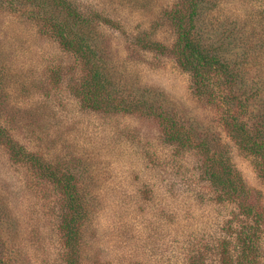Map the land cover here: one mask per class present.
Listing matches in <instances>:
<instances>
[{
    "label": "rangeland",
    "instance_id": "374dc122",
    "mask_svg": "<svg viewBox=\"0 0 264 264\" xmlns=\"http://www.w3.org/2000/svg\"><path fill=\"white\" fill-rule=\"evenodd\" d=\"M75 1L103 17L96 49L121 79L117 86L127 99L159 96L165 103L160 110L178 109L202 128L218 131L243 180L256 196H264L257 160L223 133L219 109L197 98L191 77L173 59L139 47L146 34L173 42V31L153 20L176 0ZM210 20L246 26L239 43H248L246 77L264 97V0H221L210 6ZM74 64L73 56L29 17L0 10V72L8 101L1 117L5 123L12 115L13 135L31 152L53 167L69 168L88 185L92 215L80 239L82 263L184 264L199 248L206 256L201 242L230 216L228 206L211 200L214 191L199 182L200 157L168 144L156 115L83 108L70 89L73 74H80L77 67L70 72ZM0 200V218L7 221L0 230L8 233L1 245L3 264H64L61 192L37 170L11 163L1 147Z\"/></svg>",
    "mask_w": 264,
    "mask_h": 264
},
{
    "label": "trees",
    "instance_id": "16d2710c",
    "mask_svg": "<svg viewBox=\"0 0 264 264\" xmlns=\"http://www.w3.org/2000/svg\"><path fill=\"white\" fill-rule=\"evenodd\" d=\"M175 2L174 7L161 11L153 20L154 25L162 24L161 27L173 31V42L168 44L146 34L140 39L139 47L173 59L189 74L194 94L219 109L217 124L242 153L257 160L264 178V97L261 88L250 85L246 77L244 51L248 43L239 45L241 32L248 29L237 21L224 26H218L217 21L208 22L210 6L216 7L221 0ZM4 9L22 12L42 34L50 36L73 56L75 64L70 72L73 74L77 67L80 74H73L70 89L83 108L104 114L148 112L156 115L168 144L174 145L177 151L194 152L200 157L199 182L214 191L211 200L228 206L230 217L223 221L219 231L201 242L208 249L207 257L199 248L196 253L188 254L184 264H264V196H256L243 180L218 131L212 127L202 128L178 109L166 111L159 96L127 99L128 94L117 86L121 79L115 77L117 74L110 63L96 49L101 37L102 16L85 12L75 0H0V10ZM104 22L110 21L105 19ZM1 76L0 72V147L11 163L37 170L61 192L65 200L59 228L63 262L83 264L78 249L92 215L86 191L88 185H82L78 175L69 168L49 165L46 159L15 138L12 115H7L3 123L2 105L8 101ZM158 106H162L161 110ZM6 222L5 218H0V226ZM3 232L1 229L0 258L5 252L1 248L4 236L8 235ZM0 264H3L1 259Z\"/></svg>",
    "mask_w": 264,
    "mask_h": 264
}]
</instances>
